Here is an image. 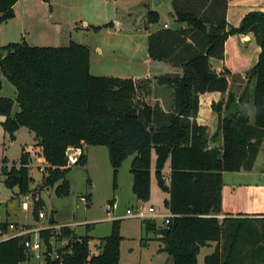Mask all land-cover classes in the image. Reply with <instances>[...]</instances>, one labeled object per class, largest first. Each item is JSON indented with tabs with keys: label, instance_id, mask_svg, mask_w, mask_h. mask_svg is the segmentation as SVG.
I'll return each instance as SVG.
<instances>
[{
	"label": "trees",
	"instance_id": "trees-1",
	"mask_svg": "<svg viewBox=\"0 0 264 264\" xmlns=\"http://www.w3.org/2000/svg\"><path fill=\"white\" fill-rule=\"evenodd\" d=\"M17 1L0 0L1 20L13 16ZM171 4L180 26H163L147 38L148 56L176 69L154 76L157 85L173 90L171 111L139 99L142 85L138 79L92 75L89 49L78 42L33 46L22 38L0 46V88L4 76L16 91L14 99L0 96V124L12 139L20 127L33 134L32 149L36 148L35 153L47 164L41 186L54 187L58 197L68 195L70 189L66 178L71 168L67 156L70 147L81 149L72 165H84L83 144L106 146L114 180L122 162L133 155L129 171L138 201L148 198L154 155L157 184L168 194L163 206L174 214L167 224V235L160 236L164 244L160 250L171 255L173 264H197L200 247L208 241L218 243L204 256V264H252L242 259L243 235L247 238V258L264 264V217H218L222 172L257 169L261 153L264 161V11H248L237 26H232L226 23L227 0H171ZM158 19L157 11L147 8V25ZM234 34L251 35L259 48L249 73L255 85L250 92L245 87L237 98L228 93L225 100L211 102L218 123L207 135V127L196 122L198 95L227 91L228 70L217 73L211 60L223 59L224 42ZM249 101L252 116L238 107ZM14 102L19 109L12 112ZM167 161L168 184L163 172ZM30 163L29 151L22 148L12 175L5 173V165L2 169L5 184L16 186L20 195L31 191ZM109 202L111 205L113 200ZM49 222H55L52 215ZM142 222L147 230L157 231L154 222ZM119 228L120 220L113 219L110 233L100 238L99 252L92 253L90 236H77L61 226L60 238L65 236L67 242L56 249L55 258L51 257L49 241L52 231L41 229L39 237L46 246L41 264H119ZM24 238L0 240V264L28 260ZM221 239L224 242L219 245Z\"/></svg>",
	"mask_w": 264,
	"mask_h": 264
},
{
	"label": "rangeland",
	"instance_id": "rangeland-1",
	"mask_svg": "<svg viewBox=\"0 0 264 264\" xmlns=\"http://www.w3.org/2000/svg\"><path fill=\"white\" fill-rule=\"evenodd\" d=\"M146 4L149 9L157 11L159 15L157 22L147 25L146 10H144ZM22 5V7L19 5L13 7L11 18L0 19V46L19 40L13 38H15L16 28L23 19V25L29 34V45L66 46L70 41H75L86 46L90 52L89 72L92 75L138 77L144 74L148 67L149 74L138 78L142 85L139 99H146L163 110L171 111L173 109L172 88L157 85L153 76V73H160L163 70L157 66L152 67L154 65L152 59L148 60L146 65L148 34L163 27V23H166L170 28L180 26L173 12L171 0H25ZM20 8L25 11L24 18L20 14ZM116 21L120 22L123 27L105 25ZM94 26L98 27L94 28ZM247 40L248 38L241 39V41ZM252 67H248L245 71L249 81L252 80L251 84L248 81L246 85L249 92L255 85L254 78L249 75ZM237 77L233 79L229 91L220 96H214L212 102L225 100L228 93H232L235 97L240 95L245 88L243 89L242 79L239 80ZM2 81L0 96L13 98L15 88L4 76H2ZM240 105L242 104L240 103L238 107ZM205 106L210 107V105H206V98L200 102L201 110L204 111ZM17 109L18 105L15 102L12 111ZM241 111L250 113L251 105L244 106ZM1 119L3 116L0 115ZM207 135H209L208 131ZM34 142L33 134L26 128L20 127L15 131L14 139H12L0 124V221L25 223L30 225L29 227H45L50 224L52 209L59 224H72L68 225V228L73 232L75 229L77 235L90 236V251L94 253L98 251L100 238L110 233L111 221L119 219V233L122 237L120 264H173L171 255L160 250L164 244L157 231L147 230L142 218L127 217L125 214L126 208L136 202L130 183L129 168L132 155L122 162L114 180L106 146L86 145L82 149L87 156L84 165H72V162L80 155L81 149L68 148L67 156H70L68 163L71 168L66 178L69 181L70 189L68 195L58 197L55 195L54 187L41 186V176L46 173L47 164L39 159L40 157L35 153L36 148L32 149ZM211 143L213 144V142ZM22 148L30 149L29 155L33 160L29 165V175L31 176L29 188L31 191L22 195L24 197L21 200L22 196L17 192V187L9 188L5 184V174H2V169L5 165V173L12 175L11 169L18 166ZM154 158L155 156L152 155L150 190L148 198L143 203L146 206H153L158 213L168 214V210L163 206V199L167 195L158 186L154 175ZM168 163L167 161L166 165ZM39 167L43 168L41 172L38 170ZM256 167L258 171L264 170L262 153ZM165 174L166 172H164V178ZM13 193L16 197L13 196ZM81 196H84L86 200L81 201ZM17 199L22 203H27L26 206L19 203ZM110 200H113L111 208L108 206ZM40 210L44 211L43 218L38 217ZM162 221V217L155 218L156 228L161 226ZM87 224L88 229L86 228ZM55 227L60 226L49 228L52 231L49 240L52 258H55L54 255L57 253L55 248L63 246L67 239L65 236L60 238V233ZM39 239L42 249L46 251L43 240L40 237ZM246 239L243 235V261L261 264L259 259L253 261L251 258H247ZM28 260L31 264L43 263V258H31V255L28 256ZM27 263L24 261L21 264ZM199 264H204L201 257Z\"/></svg>",
	"mask_w": 264,
	"mask_h": 264
},
{
	"label": "crops",
	"instance_id": "crops-1",
	"mask_svg": "<svg viewBox=\"0 0 264 264\" xmlns=\"http://www.w3.org/2000/svg\"><path fill=\"white\" fill-rule=\"evenodd\" d=\"M24 1L25 0H18L14 4L13 7H15L16 5H19L20 7H22L23 6L22 3ZM147 8H149V7L146 4L144 7V10H147ZM251 10L264 11V0H227V7H226V23H227V25L237 26L239 24L240 20L242 19V17L244 16V14L247 13L248 11H251ZM24 12H25L24 9L20 8V14H21V16L23 15V18H24ZM114 23H115L114 24L115 26H116V24H118L116 26L118 28L123 27V25L120 24V22H118V21H116ZM163 24H166V23H163ZM119 26H121V27H119ZM167 27H169V26H167ZM4 32L6 33L7 31L5 30ZM14 35H15V38H13V39L21 40L23 38L28 43L29 34H28L25 26L23 25V19L20 21V25L18 26V28H16ZM243 38H248V40L247 41H241V39L243 40ZM252 42H254V43H252ZM258 53H259V48H258L257 44L255 43V41L252 39L251 35H249V34H234V35H230L226 38V40L224 42L223 59H221V60L212 59L211 61H212V64L214 66V69L217 73L222 72L224 69L228 70V73L226 74V78L228 81L227 91H229V88L233 82V79L236 76H238L237 78L239 80L242 79V82L244 83L243 89L246 87L249 79L246 77L245 71H247L248 67H251L256 63ZM148 60H151V58L149 56L146 60V65L148 63ZM153 62H154V65L152 67L157 66L163 70L160 73H153L152 72L153 76L159 75V74H162L165 72H170V71L176 70L174 67H172L167 62L157 61V60H153ZM89 69H90V64H89ZM146 74H149L148 67H147V71L144 74H142L138 77H133V78L138 79V78H141L142 76H144ZM1 79H2V77H1ZM2 83H3V81H2ZM249 83L251 84L252 80H250ZM250 88H251V86H250ZM220 95H222V92H218V91H208V92H204V93L199 94V99H198L199 102H198V111H197V116H196V122L200 125H205L207 127V131H208L209 135H211L212 132L216 129L217 123H218L217 114L212 110L211 102L213 101L214 96H220ZM15 96H16V91H15V95L13 96V98H11V97H9V98L14 99ZM201 96H204V97L202 98ZM238 96L239 95H237L236 98ZM204 98H206V105H210V107L205 106L206 109L203 111L200 108V102ZM208 100H209V102H208ZM249 104L251 105L250 115H252L253 114V110H252L253 107H252L251 101L242 103V105H240V110H243L244 106H247ZM13 106H14V104H13ZM18 109H19V107H18ZM12 110H13V108H12ZM164 111L168 112L169 110L164 109ZM2 120L3 119H1L0 122ZM210 143L211 142H209V146H212L213 144L212 143L210 144ZM85 147H86V144H83V149ZM26 151H30V149H26ZM132 158H133V155H132ZM132 158H131V161H132ZM39 159L43 160V162H44V159H42V157H40ZM86 160H87V156H86ZM154 161H155V158H154ZM130 164H131V162H130ZM151 167H152V158H151ZM263 171H264L263 169L261 171H258L257 169L253 168L252 170H249V171L239 170V171H224V172H222L221 212L219 214L221 217H219V219H222L223 217L233 218V219L264 217V172ZM164 172H166L165 183L168 184L169 163L167 165L165 164ZM151 174H152V171H151ZM130 183H131V188H132V174H131ZM17 192H18V188H17ZM17 192H14V193H17ZM14 193H13V196L16 197V195H14ZM166 195L168 196L167 193H166ZM133 196L135 198V201L137 202L138 200H137L136 196L135 195H133ZM23 197L24 196L21 197V200L23 199ZM17 200L19 203H22L19 201V199H17ZM22 204H23V206H26L27 203H22ZM50 212L52 213V217L55 220V222L53 224H48L45 227H36V226L29 227L30 225L28 226V224H25V223H18V222H12V223L29 229L30 233L28 234V237H30L31 239L39 238L38 231L41 229L52 228L54 226H60V227L61 226H67L68 227V225H72V224H59L58 221L54 217L55 215H54L52 209ZM41 218H43V217H41ZM10 222L11 221H8V220L0 221V223H10ZM74 233H75V229H74ZM157 233H158V231H157ZM77 236H83V235H77ZM66 242H67V239L64 241V244ZM223 242H224V240L221 239L219 241V245H221ZM217 243H218L217 241H208L205 245L200 247L199 253L197 254V264H199V258L200 257L204 261V256L207 254H210L211 252L214 251ZM57 248L58 247H56L55 249H57ZM98 252H99V249H98V251H96L94 253H98ZM31 258H32V256H31ZM26 261L28 262L27 264H31L29 260H26ZM21 263H23V262H21ZM21 263H19V264H21ZM119 264H120V262H119Z\"/></svg>",
	"mask_w": 264,
	"mask_h": 264
},
{
	"label": "built area",
	"instance_id": "built-area-1",
	"mask_svg": "<svg viewBox=\"0 0 264 264\" xmlns=\"http://www.w3.org/2000/svg\"><path fill=\"white\" fill-rule=\"evenodd\" d=\"M164 27H167V24H163ZM70 157V156H68ZM42 159H44L42 157ZM33 159H31L32 162ZM43 161V160H42ZM69 164V163H68ZM40 172L43 170L42 167H39L38 169ZM81 201H85L86 198L84 196L80 197ZM109 208L113 206V203L111 205H108ZM125 214L127 217H139L143 220H149L154 222L155 218L162 217L163 221L160 227H167V224L169 223L170 219L174 217V214L168 211V214H162L155 211V208L151 205L146 206L143 201H137L134 205L131 207L126 208ZM44 211L40 210L38 212V217H44ZM218 217H221L218 215ZM53 228V227H52ZM56 230L59 232L60 227H55ZM30 233V230L23 227L16 225L12 222L10 223H0V240L8 239L11 237L16 236H23L25 237L23 240V247L26 251L29 252V254L36 258L41 259L44 257V250L42 249V243L40 242L39 238L31 239L28 237V234ZM54 257H58V254L56 253Z\"/></svg>",
	"mask_w": 264,
	"mask_h": 264
},
{
	"label": "water",
	"instance_id": "water-1",
	"mask_svg": "<svg viewBox=\"0 0 264 264\" xmlns=\"http://www.w3.org/2000/svg\"><path fill=\"white\" fill-rule=\"evenodd\" d=\"M70 150H72V149H70ZM67 154H68V152H67ZM157 231L160 234V236H165L168 233V227H166V226H164V227H158L157 228Z\"/></svg>",
	"mask_w": 264,
	"mask_h": 264
}]
</instances>
